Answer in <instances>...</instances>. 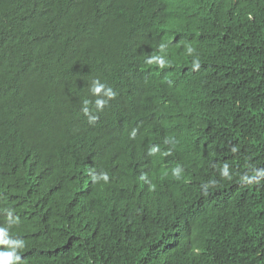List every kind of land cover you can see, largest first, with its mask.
<instances>
[{
    "label": "trees",
    "instance_id": "1",
    "mask_svg": "<svg viewBox=\"0 0 264 264\" xmlns=\"http://www.w3.org/2000/svg\"><path fill=\"white\" fill-rule=\"evenodd\" d=\"M0 264H264V0H0Z\"/></svg>",
    "mask_w": 264,
    "mask_h": 264
},
{
    "label": "clouds",
    "instance_id": "2",
    "mask_svg": "<svg viewBox=\"0 0 264 264\" xmlns=\"http://www.w3.org/2000/svg\"><path fill=\"white\" fill-rule=\"evenodd\" d=\"M97 91H98V89H97Z\"/></svg>",
    "mask_w": 264,
    "mask_h": 264
}]
</instances>
